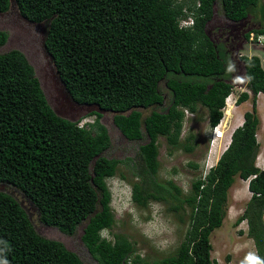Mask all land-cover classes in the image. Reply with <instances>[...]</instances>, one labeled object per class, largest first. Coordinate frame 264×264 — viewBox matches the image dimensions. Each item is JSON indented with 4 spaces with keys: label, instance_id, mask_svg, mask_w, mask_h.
Returning <instances> with one entry per match:
<instances>
[{
    "label": "trees",
    "instance_id": "trees-1",
    "mask_svg": "<svg viewBox=\"0 0 264 264\" xmlns=\"http://www.w3.org/2000/svg\"><path fill=\"white\" fill-rule=\"evenodd\" d=\"M11 1L0 0V12ZM13 1L30 21L49 20L45 48L71 98L111 111L126 138H146L136 152L134 202L145 207L160 200L174 211L187 206L189 224L173 253L152 260L140 256L125 233L108 236L116 219L107 178L121 159L105 152L111 137L99 120L102 113L91 110L94 119L82 124L58 114L33 64L17 47L0 52V182L20 190L42 223L67 234L82 223L81 239L99 264H219L211 256L210 233L226 215L227 191L238 175L248 180L251 195L235 223L247 220L258 264H264V167L256 163L264 58L239 56L247 90L236 101L250 97L251 108L208 171L195 176L183 196L172 179L157 177L158 137L164 136L170 148L192 150L194 134L180 136L186 110L204 105L209 125H215L233 86V54L205 30L213 5L217 1L228 19L239 20L249 12L258 16L259 0ZM187 15L193 23L181 25ZM255 32L264 33V25ZM7 38L0 28V46ZM0 264L84 262L61 240L37 232L20 199L0 188Z\"/></svg>",
    "mask_w": 264,
    "mask_h": 264
},
{
    "label": "rangeland",
    "instance_id": "rangeland-1",
    "mask_svg": "<svg viewBox=\"0 0 264 264\" xmlns=\"http://www.w3.org/2000/svg\"><path fill=\"white\" fill-rule=\"evenodd\" d=\"M262 8H264V0H259L256 9L258 16L261 15ZM225 20L227 19L216 1L206 29L209 30L214 25L213 29L216 32L215 25L217 26ZM0 28L8 32V38L0 46V52L17 47L26 54L35 68L48 102L58 114L77 120L81 124L94 119L95 114H89L91 110L97 109L102 113L99 120L106 125L111 137V144L105 152L108 156L121 159L116 173L107 178L112 193L111 205L116 219L108 236L112 237V232L125 233L134 242L136 252L149 260L173 253L183 239L189 224V207L174 211L167 207L168 202L160 200H151L147 206L143 207L137 205L132 199L131 180L137 179L133 175L137 162L136 152L138 144L145 141L146 138L142 140L126 138L114 124L111 111L99 109L94 104L77 103L71 98L60 80L50 53L43 46V38L47 31L45 20L30 21L19 12L12 0L10 7L6 11L0 12ZM215 35L217 36V33H211L212 39L217 38ZM263 52L262 43L257 42L256 39L253 42L245 40L238 49H233L231 66L234 70L230 78L233 86L225 99L224 113L221 118L226 135L229 134L232 127L242 121L243 112L251 108L250 97L241 102L236 101L238 94L247 90L243 62L239 56L241 54H258L263 60ZM160 84L161 88L165 90L163 82ZM165 95L167 96L168 93ZM257 110L260 124L256 136L260 145L256 163L259 165L260 162L264 164V92L257 94ZM211 131L208 109L200 104L197 111L186 112L180 134L182 139L189 134H194L195 142H193L194 140L188 142L194 143L192 150L182 147L170 148L164 136L158 137L159 169L157 177L164 181L172 179L181 187L182 196L190 191L192 179L198 174H205L209 167L216 162L224 148L226 137L217 138L214 145V142L211 141ZM193 163L196 166H193ZM259 166L261 167V165ZM247 184V179L235 176V180L227 191L226 215L221 225L215 227L210 233L211 256L216 258L219 264H258L254 240L247 234V220L242 219L239 223H235L251 195ZM0 188L10 191L20 199L37 232L61 240L66 247L77 252L84 264H99L81 239L82 223L77 225L73 234H67L54 225L42 223L35 207L16 187L6 182H0ZM103 233L106 234L107 231L104 230Z\"/></svg>",
    "mask_w": 264,
    "mask_h": 264
},
{
    "label": "flooded vegetation",
    "instance_id": "flooded-vegetation-1",
    "mask_svg": "<svg viewBox=\"0 0 264 264\" xmlns=\"http://www.w3.org/2000/svg\"><path fill=\"white\" fill-rule=\"evenodd\" d=\"M226 19L227 20L220 22V24H218L217 26L215 25L216 32L213 29L214 25H212V29L210 28L209 30L206 29L205 25V30L210 39H212L211 33H217V36L215 35V37L217 38H214L212 40L217 42L218 44L224 45L227 50L229 49V51L231 52V56L233 54V49H238L245 40H248L251 32H254L255 34V30L264 25V23H261V18L259 16H254L253 12H249L245 17L240 18L239 20H231L227 17ZM208 21L209 20H207L206 24L208 23ZM247 33L248 36L246 35ZM262 47L264 50V44L262 45Z\"/></svg>",
    "mask_w": 264,
    "mask_h": 264
},
{
    "label": "clouds",
    "instance_id": "clouds-1",
    "mask_svg": "<svg viewBox=\"0 0 264 264\" xmlns=\"http://www.w3.org/2000/svg\"><path fill=\"white\" fill-rule=\"evenodd\" d=\"M214 6V5H213ZM43 21V20H42ZM41 22V21H40ZM193 23V16L192 15H187V16H184L183 18H181L180 19V24L181 25H184V26H189V25H191ZM252 35V36H251ZM258 37L260 38V39H258ZM264 34L263 33H259V34H257L256 35V33L254 34V32H251V34L249 35V37H248V41L249 42H253L255 39H256V41L257 42H259V43H262V45L264 44V42H262L264 39ZM263 39V40H262ZM264 58V57H263ZM35 69V68H34ZM36 72V71H35ZM37 75V74H36ZM48 100V99H47ZM226 103V102H225ZM224 109V108H223ZM186 110V109H185ZM186 112H190V111H187L186 110ZM186 112H185V116H186ZM190 113H193V112H190ZM223 113H224V111H223ZM223 117V116H222ZM221 117V118H222ZM242 121H243V118H242ZM242 121L238 124V125H240L241 123H242ZM80 124V123H79ZM82 124V123H81ZM215 126L216 127H219V128H221L222 129V131H223V133H222V135H220V136H214V132H215ZM237 126V125H236ZM235 126V127H236ZM235 127H233V130H234V128ZM225 126L223 125V124H221V119L219 120V122L218 123H216L215 125H213L212 126V133H211V141H213L214 143L216 142V139L217 138H225L226 136H228L229 135V139H228V141H226V143L224 144V148L222 149V151L225 149V147L229 144V141H230V138H231V133H232V131L230 130L229 131V134L228 135H226V132H225ZM221 154V153H220ZM220 156V155H219ZM218 156V157H219ZM218 159V158H217ZM216 159V160H217ZM211 167V166H210ZM209 167V168H210Z\"/></svg>",
    "mask_w": 264,
    "mask_h": 264
},
{
    "label": "water",
    "instance_id": "water-1",
    "mask_svg": "<svg viewBox=\"0 0 264 264\" xmlns=\"http://www.w3.org/2000/svg\"><path fill=\"white\" fill-rule=\"evenodd\" d=\"M44 21V20H43ZM46 21V23H47V30H48V27H49V20H45ZM46 33H47V31H46ZM45 39H46V34H45V36H44V38H43V46H44V48H45ZM50 55H51V58H52V60H54V58H53V55L50 53ZM244 68V67H243ZM59 75V74H58ZM60 80H61V82H62V84L64 85V87H65V84H64V81L60 78ZM66 88V87H65ZM67 90V89H66ZM68 91V90H67ZM69 93V92H68ZM70 94V93H69Z\"/></svg>",
    "mask_w": 264,
    "mask_h": 264
},
{
    "label": "built area",
    "instance_id": "built-area-1",
    "mask_svg": "<svg viewBox=\"0 0 264 264\" xmlns=\"http://www.w3.org/2000/svg\"><path fill=\"white\" fill-rule=\"evenodd\" d=\"M258 39H260V38L258 37ZM222 133H223L222 129L215 126L214 136H220V135H222Z\"/></svg>",
    "mask_w": 264,
    "mask_h": 264
},
{
    "label": "bare ground",
    "instance_id": "bare-ground-1",
    "mask_svg": "<svg viewBox=\"0 0 264 264\" xmlns=\"http://www.w3.org/2000/svg\"><path fill=\"white\" fill-rule=\"evenodd\" d=\"M228 105H229V102H228ZM229 109V108H228ZM230 111V110H229ZM231 131L233 130V127L230 129ZM226 139H227V141H228V139H229V135L228 136H226ZM215 144V143H214ZM214 146V145H213ZM222 151V150H221ZM220 152V151H219Z\"/></svg>",
    "mask_w": 264,
    "mask_h": 264
},
{
    "label": "crops",
    "instance_id": "crops-1",
    "mask_svg": "<svg viewBox=\"0 0 264 264\" xmlns=\"http://www.w3.org/2000/svg\"><path fill=\"white\" fill-rule=\"evenodd\" d=\"M214 145H215V144H214ZM219 147H220V144L218 145V148H219ZM218 148H217V149H218ZM257 165H258V163H257ZM259 165H261V167H264V164H263L262 162H260ZM259 165H258V166H259Z\"/></svg>",
    "mask_w": 264,
    "mask_h": 264
}]
</instances>
